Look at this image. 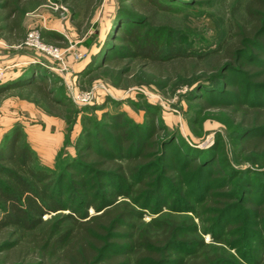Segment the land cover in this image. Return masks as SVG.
<instances>
[{
  "label": "trees",
  "instance_id": "1",
  "mask_svg": "<svg viewBox=\"0 0 264 264\" xmlns=\"http://www.w3.org/2000/svg\"><path fill=\"white\" fill-rule=\"evenodd\" d=\"M54 1L67 4L81 26L102 0ZM170 1L120 0L93 64L148 71L158 83L235 71L258 96L223 72L226 97L201 103L234 115L241 127L234 158L252 167L228 174L220 168L224 151L185 147L179 162L170 142L160 144L164 129L152 108L134 127L122 112L83 127L76 155L56 169L39 164L16 126L0 143V264H264V0H246L243 16L225 30L216 22L213 44L201 49L164 40L158 17L178 10ZM45 3L0 0V32L20 43L25 14ZM43 37L58 35L48 30ZM54 76L36 64L0 92L25 87L64 103L55 96Z\"/></svg>",
  "mask_w": 264,
  "mask_h": 264
},
{
  "label": "rangeland",
  "instance_id": "2",
  "mask_svg": "<svg viewBox=\"0 0 264 264\" xmlns=\"http://www.w3.org/2000/svg\"><path fill=\"white\" fill-rule=\"evenodd\" d=\"M119 1L102 0L89 20L82 19L81 26L74 23L69 6L61 1L46 0L45 4L25 14L23 25L26 31L20 43L11 47L17 52H35L32 57L34 61L19 63L17 59L0 63L1 67H9L7 76L0 85L23 78L29 67L40 64L55 75L51 85L56 90L55 96L64 98V103H59L52 97L44 98L25 87L1 91L0 143L5 133L20 126L24 133L23 141L31 144L39 164L56 169L65 159L76 155L75 142L83 132V127H92L97 123L102 125L108 114L116 112L124 113L134 127L146 121L147 113L152 108L157 113L156 124L164 129L160 144L162 141L163 144L170 142L173 156L179 162L185 160L184 152L187 149L199 153L222 150L224 160L227 161L220 167L224 172L229 174L232 172L231 168L242 170L252 167L248 161L234 158L241 132L234 115L225 108L205 109L201 103L205 98L219 100L225 89V77L222 73L233 77L236 75L235 71L224 69L214 76H203L192 81L158 83L148 71L140 70L149 75L140 71L125 73L124 70L110 67L108 62L99 68V63L93 64L106 40ZM170 2L178 10L162 12L158 17V25L166 31L164 40L201 49L213 44L216 22H221V27L225 30L233 19L243 16L246 0ZM48 30L56 32L58 37H43V33ZM31 32L37 33L47 48L57 49L60 57L27 45ZM109 50L105 52L108 53ZM77 55L79 58H76ZM103 55L105 54L101 55V61ZM235 78L236 82L241 83L244 93L250 90L251 97L258 94V89L252 83H247L244 77L236 75ZM261 93L264 96V90ZM225 97L226 95L222 99ZM84 116H89L92 121L83 120ZM176 136L178 138L175 139ZM184 147L187 148L185 151L182 150ZM215 166H220L219 162ZM192 178L195 180V175ZM235 215L239 221L244 217L240 210ZM151 217L147 213L146 221ZM205 240L210 242L212 238L205 235ZM229 252L237 254L239 260L244 261L236 249L230 248Z\"/></svg>",
  "mask_w": 264,
  "mask_h": 264
},
{
  "label": "crops",
  "instance_id": "3",
  "mask_svg": "<svg viewBox=\"0 0 264 264\" xmlns=\"http://www.w3.org/2000/svg\"><path fill=\"white\" fill-rule=\"evenodd\" d=\"M3 35V36H2ZM9 38V33L0 32V63H8L13 62L18 59L19 63H29L34 61L35 52H17L18 50H14L12 45L16 44V42L8 41L5 38ZM38 55V52H36Z\"/></svg>",
  "mask_w": 264,
  "mask_h": 264
},
{
  "label": "built area",
  "instance_id": "4",
  "mask_svg": "<svg viewBox=\"0 0 264 264\" xmlns=\"http://www.w3.org/2000/svg\"><path fill=\"white\" fill-rule=\"evenodd\" d=\"M27 45L29 46H33L35 47L37 50H42V51H46L51 53L52 55H54L55 57H60L59 53L57 52V49H53L51 47L47 48V46H45L39 39V35L35 32H31L28 35V40H27ZM76 58H79V56L77 55ZM9 67H1L0 66V82H2L6 76H7V71H8Z\"/></svg>",
  "mask_w": 264,
  "mask_h": 264
}]
</instances>
